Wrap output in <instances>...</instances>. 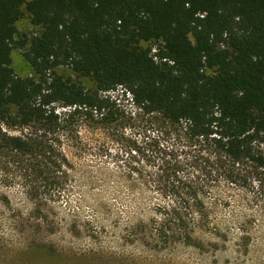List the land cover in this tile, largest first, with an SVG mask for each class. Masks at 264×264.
<instances>
[{"label":"trees","instance_id":"1","mask_svg":"<svg viewBox=\"0 0 264 264\" xmlns=\"http://www.w3.org/2000/svg\"><path fill=\"white\" fill-rule=\"evenodd\" d=\"M24 17L37 29L20 31ZM14 49L30 74L14 71ZM117 87L137 113L111 96ZM136 120L142 153L157 154L180 195L133 235L204 249L200 234L221 233L202 194L264 180V0H0V157L62 187L61 135ZM21 252L68 258L42 242Z\"/></svg>","mask_w":264,"mask_h":264},{"label":"rangeland","instance_id":"2","mask_svg":"<svg viewBox=\"0 0 264 264\" xmlns=\"http://www.w3.org/2000/svg\"><path fill=\"white\" fill-rule=\"evenodd\" d=\"M17 26L37 29L27 17ZM11 58L17 74H30L20 50L14 49ZM122 91L117 87L110 94L137 113ZM127 124L106 130L83 121L73 125L76 131L61 135L68 174L62 187L44 188L41 177L1 155L0 264H45L22 254L31 242L68 254L57 264H264V180L251 186L221 181L202 194L221 233L200 234L204 249L180 243L153 248L152 236L143 241L133 235L134 225L151 223L180 189L158 171L157 154L142 153V120ZM162 142L170 153V142Z\"/></svg>","mask_w":264,"mask_h":264}]
</instances>
